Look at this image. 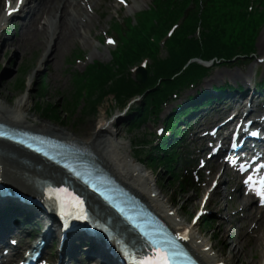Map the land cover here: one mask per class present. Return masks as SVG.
I'll return each mask as SVG.
<instances>
[{"label": "bare ground", "instance_id": "bare-ground-1", "mask_svg": "<svg viewBox=\"0 0 264 264\" xmlns=\"http://www.w3.org/2000/svg\"><path fill=\"white\" fill-rule=\"evenodd\" d=\"M30 1L31 0H22L21 2L19 0H0V37L8 18L24 16V19L28 21L23 25L21 35H14L11 38L5 37L3 41L7 42V44L13 45L21 53L23 50H34L33 48L40 50L43 48V52L45 51V53H49V55H46L43 60L47 61L52 59L49 65L59 61V55L61 53L65 54L64 51L66 47L75 36L85 33L88 29H95L98 26V21L91 12L95 5L101 4L102 0H33L36 3V10L33 14L29 13L32 6ZM227 4L233 5V2L229 0L224 3V6ZM187 6L190 7L191 4L187 3ZM200 11L202 13L204 9ZM206 11L209 14H213L209 10ZM44 15H46V17H44ZM200 15L198 14L195 16L192 21L193 29H187L184 32L185 34L188 33L190 35L192 33H198V30L194 29V27L203 26V21L201 20ZM160 16L163 18L161 14ZM146 22L150 24L149 20H146ZM176 22L177 21H171V24H176ZM206 22H211V17L208 21L206 20ZM171 24H169L168 29L172 26ZM162 28L163 26L160 25L154 27L153 30L160 31ZM143 32L149 34L152 31L151 29H143ZM163 36H166V33L157 35L158 38ZM143 43L144 42L141 40L134 41L127 46V49L137 50ZM159 48L161 47H152V49L147 48L145 53H152ZM172 59L174 58L170 56L167 59H162V61L167 62ZM60 65L61 62H58L57 66ZM175 65V63L172 64V66ZM226 75L227 73L221 70L217 75V78H223ZM229 76L237 77L239 75L231 73ZM167 83V80H160L159 86L154 87L153 89L158 90L161 86L167 85ZM91 89L92 86L88 85L83 94L90 96ZM1 92L2 88L0 89V93ZM31 99L32 96L26 93L19 97L16 100V103L12 106H8L6 103L0 101V121L15 128L35 130L38 133L49 134L64 141L79 142L84 145V150L89 154L90 158H97L108 169H110L113 174L117 175L126 187L131 189L136 195L142 197L143 200L148 202L156 211L161 213L173 226H182L183 229H187L188 232L185 235L187 236L189 245L205 264H243L241 262V249L245 246V243L243 244L242 239L237 237L238 234L234 239L237 244L229 245L228 251L226 252L219 249L215 242H211L212 237L208 239L206 236L200 234V232H198L200 231L199 226L193 225V223L186 226L184 225L185 222L183 220L178 219L179 210L172 207L168 200H166L162 191L159 190L151 172L143 163H141V161L127 151L129 145L118 137L120 129L115 121L109 120L102 122L88 137H78L65 129L54 127L39 119H35L31 115L33 107L31 105ZM94 99H97L101 103L106 101V98L103 97L97 98L95 96ZM223 103L225 104L224 101ZM16 170L18 175L15 174ZM66 174V171L63 169L61 170L55 163L51 165V163L46 162L41 157L30 151L19 148L12 143L0 142V175L3 176V182H7L6 175L7 177L10 178L11 176L14 179L19 177L22 181V193H33L34 196L37 197V200H40L44 198V193L39 186L37 187L35 183L32 182L41 179H51L55 182H60L66 179ZM14 179L10 180L12 184H16ZM68 179L69 181H72V178L69 177ZM73 184L77 185V182L73 181ZM41 186H43V184ZM238 187L241 188V186ZM209 194L213 197L211 198L213 203L219 202L220 198L214 196L216 194L214 190L212 192L209 191ZM11 195V197H6L0 200V208H6L7 205L13 204L15 207L24 210L25 213H30L25 219L26 222L19 224L16 222V220H18L17 214L22 216V212L12 211L10 218L8 216L5 218L0 213L1 242L6 243L8 238L14 236L16 233L21 235V239L27 238V235L38 233L39 235H43L45 233L48 235L47 240L49 244H57V242L59 244L60 230L57 228L59 224L53 212L44 213L40 207L32 204H22L14 199V194L11 193ZM191 198L192 197H190V199ZM233 199L235 200L236 205L242 204V200L238 196H234ZM249 206L250 203L244 205V208L242 209L244 215L249 219H253L255 227L264 229V208L253 212L248 210ZM102 210L103 208L99 209L100 212H102ZM22 217L24 218L25 216ZM29 223L37 224L35 228L38 230V233L32 229ZM247 223L248 221L243 223L242 231H245ZM224 224V222H220L218 229H222ZM8 225L11 226V228L8 227ZM82 236L91 244L89 248L87 247V249L84 250L86 256L90 257L89 259L102 255L111 261L110 264L118 263L117 258L114 255L109 254V249H105L102 245L98 244L96 238L89 239L85 234ZM230 236H232V234ZM76 242L77 241L72 238L63 248L56 247V255H58V257L60 255L63 256L61 264L73 263L71 258L72 253H76L80 249V247H77ZM83 243L86 244V241ZM241 244L242 248L240 249ZM14 248L15 247L12 249ZM15 249L18 252L20 251L19 247ZM45 252H47V248ZM249 254L251 256L253 254L254 258L251 260L246 256L245 258L247 259L246 262L248 264H264V253L258 255L255 254L253 250ZM257 257L259 262L257 261V263H255ZM235 258H238V261L235 262ZM2 260L4 259L2 258ZM11 261L12 259L4 264H10Z\"/></svg>", "mask_w": 264, "mask_h": 264}, {"label": "rangeland", "instance_id": "rangeland-1", "mask_svg": "<svg viewBox=\"0 0 264 264\" xmlns=\"http://www.w3.org/2000/svg\"><path fill=\"white\" fill-rule=\"evenodd\" d=\"M134 2L138 7L129 12L128 6H123L116 0H103L98 6L99 10H95L94 13H92L98 21V26L95 29H88L85 33L78 34L70 41L64 51L65 54L61 53L58 57V62H61L60 66H57L58 62L49 65L48 62H51L52 60H43L45 53V51L43 52L42 50L43 48L40 50L35 48H33L34 50H23L21 53L13 45L7 44V42L2 43L0 40V89L2 88L0 101L6 103L8 106H12L16 103V100L19 97L27 93L32 96L31 105L33 107L31 115L35 119H39L54 127L65 129L73 135L82 138L91 135L100 123L113 120L115 115L117 117L120 116L119 118L114 119L116 125L120 129V138L128 142L129 147H131L129 152L133 149V153H135L136 149L134 145L137 142L135 136H142L144 134V137H146L149 136L151 132H157L158 127H161L163 124L161 119L156 123L157 126L154 122L148 121L143 127L132 130L129 125H127V119L131 111L124 113L127 108L124 109V107H121L119 103L114 101V97L112 96L106 98V101L96 113H88L87 115L85 113L82 115L83 112L80 111V108L77 109V107H75L76 94L71 88V76L69 74L71 68L83 69L87 62H93L96 59L103 61L111 60V51L115 46L109 47L108 45L99 44V38L108 34L115 19L118 21L119 19L124 21L127 17L135 19L137 12L147 9L152 4V0H133L130 2L129 6H134ZM112 3H114V5H112ZM35 7L36 6H33L31 8L32 12L35 11ZM44 17H46V15H44ZM14 22H17L20 26L16 29V33H10L9 30H5L4 35H1L0 38H3V36L11 38L14 35H21L22 19L11 17L8 19L9 27H11ZM263 42L264 29L258 39V44L261 47L260 53H264ZM77 48L82 49L81 51L84 52L86 61L78 62L72 66V55ZM254 63L261 66L264 71V64L260 65L259 62ZM222 68L225 71H232L234 67L231 68L225 66ZM245 71L249 73V68L247 67ZM48 103H55L61 111L60 117L56 115L59 120L53 121L46 118V110L43 111L42 107H47ZM170 107L171 106H168L166 108L165 113L170 110ZM139 157L141 158V156ZM160 164L162 163L160 162ZM146 168L150 172L154 170L151 174L153 175L159 190L166 195L172 206L180 211V217L183 220H191V217L200 207V201L202 200L208 186H205L204 183H200L198 190L188 192L186 188L175 184L169 171L166 170L165 167H156L155 165L147 164ZM203 174V177L205 178L206 171H204ZM210 183L211 180H209V184ZM224 188L226 187L224 186L222 189ZM229 189L232 190L234 188L230 186ZM222 193V201L218 206L210 205V199H208L207 209L209 210V218L212 221L209 222L208 219L207 222L203 221L200 223V231L207 238L212 237V242H215L219 249L226 252L228 251L229 245L237 244L234 239L236 234H238L237 237L242 239L243 244L245 243L243 248L242 244L240 246V249L242 248V259H240L243 264H248L245 257L247 256V258H250L251 260L254 258L253 254L252 256L249 254L250 252L254 250L255 254L258 255L263 253V248L259 239L261 235L264 236V233L260 228L252 227L243 231V233L238 232L242 226L240 217H237L236 219L234 217L231 224H224L222 229L219 230L218 227L221 218L229 217V215L233 214L234 210H236V204L234 201H227L228 196L224 195V191H222ZM190 197L192 198L190 199ZM219 209H222V211L219 212ZM251 209H253V207H251ZM231 234L232 236H230ZM234 261H238V258H235ZM257 261L258 257L256 258L255 263H257Z\"/></svg>", "mask_w": 264, "mask_h": 264}, {"label": "trees", "instance_id": "trees-1", "mask_svg": "<svg viewBox=\"0 0 264 264\" xmlns=\"http://www.w3.org/2000/svg\"><path fill=\"white\" fill-rule=\"evenodd\" d=\"M199 10L200 9H197L196 12H198ZM212 10H213L214 14L216 15V19L213 18V14H209L207 12L202 14V18H201V20L203 21L202 22L203 26H200L202 29V35L205 36L208 40H210L211 36H215V37L218 36V34L220 33L219 28L223 29V28H225L226 25L231 26V25H233V23L239 25L240 33H241V35H244L243 36L244 38L247 39L253 35V33L256 29L253 21L246 20L244 17L238 16L234 13H229V16L224 15L223 13L225 11V8H221V9L212 8ZM232 12H233V10H232ZM210 17H211V22L207 23L206 20L208 21L210 19ZM176 18H177V16L174 15L170 19L165 21V24L161 30V34H164V32L168 28L169 24H171V21H176ZM192 21L193 20H191V23L188 25V27H186V25H185L184 27L177 30V32L175 33V36L173 38V40L175 42H180L181 40H183L184 42L188 41L187 33L185 34L184 32L187 29H193ZM195 28L196 27H194V29ZM188 36H190V35L188 34ZM152 47L153 46H150L149 49H151ZM146 49L147 48L141 47V46L138 47L137 52H131L132 49H130L128 51V53L131 52V54L128 55L125 59V62L122 65H120L121 68L117 74H115V73L112 74L111 71H108L107 74H105V72L103 71L104 72L103 75L100 76L102 79H100L99 81H96L94 84H91V86H92L91 95H90L91 100H90V104H89L91 109H93L95 111L97 104L100 103L97 99H94L95 96L97 98H101V97L104 98L110 94H115L116 101L123 104L128 100L129 97H132L133 94L135 95L137 93H144V91H146L148 88L156 86L158 79L169 78L170 69H166L164 67L157 66L153 75L150 77L149 85L148 84H146V85L136 84L137 82L134 79H132L131 75L128 73L126 68L129 65L134 64V62L138 61V59L143 54H146L145 53ZM190 56H191V54L189 52L188 54H185L183 58L186 59ZM183 63H184V60L182 61L179 69L182 67ZM110 82H112L111 85H109ZM94 90H95V92L93 95ZM169 90H170V86H168L166 88L164 87V89H162L156 97L159 98V97L166 96L168 94Z\"/></svg>", "mask_w": 264, "mask_h": 264}, {"label": "snow or ice", "instance_id": "snow-or-ice-1", "mask_svg": "<svg viewBox=\"0 0 264 264\" xmlns=\"http://www.w3.org/2000/svg\"><path fill=\"white\" fill-rule=\"evenodd\" d=\"M171 35V33H169ZM109 44L114 43V41L109 40ZM241 170H244L243 168ZM252 178L249 177V180L246 181V183L251 182ZM261 192L258 193L264 198V180H261ZM145 236L147 237V233H145ZM150 240L152 246L157 249L152 255L148 256L147 258L143 259H137L133 262V264H175V256H176V250L173 248H167L165 245L174 243V241H161L157 242L155 240H152L150 237H148ZM182 239H186V237H183Z\"/></svg>", "mask_w": 264, "mask_h": 264}]
</instances>
